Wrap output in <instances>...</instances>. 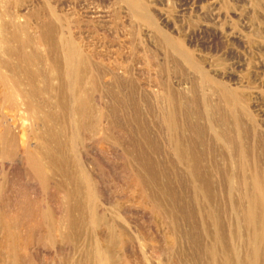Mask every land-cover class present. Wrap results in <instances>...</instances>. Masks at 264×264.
Instances as JSON below:
<instances>
[{
	"label": "rangeland",
	"instance_id": "374dc122",
	"mask_svg": "<svg viewBox=\"0 0 264 264\" xmlns=\"http://www.w3.org/2000/svg\"><path fill=\"white\" fill-rule=\"evenodd\" d=\"M133 1L146 16L132 10ZM16 25L24 26L20 36L36 40L27 50L44 58L35 69L47 71L56 58L64 61L58 48L67 42L80 47L101 82L99 91L86 86L97 110L102 98L109 107L126 100L120 114L140 113L143 126L140 132L134 126L133 136L142 140L137 149H126L128 133L121 128L106 138V121L96 134L83 136L81 150L68 147L69 156L94 170L87 186L103 219L94 228L84 218L76 245L37 236L23 249V262L103 264L90 256L96 246L111 256L109 264L249 262L255 244L253 227L243 216L250 201L241 182L246 178L250 189L252 175L259 174L264 187V0H0V36L10 38ZM39 36H53L54 43ZM4 49L0 42L2 59L8 60ZM3 74L8 73L0 69V78ZM53 82L42 99L56 96L58 80ZM3 89L22 101L11 86L0 88V128L5 120L21 128L25 119V146L38 145L33 133L40 126L19 105L5 101ZM175 136L187 144L183 162H176ZM28 169L15 147L0 155V185L8 188L0 193V204L32 218L31 230L45 228L37 201L54 200L63 210L64 199L54 187H42ZM230 184L238 185L232 197ZM255 212L262 229L263 205ZM259 247L256 264H264V240Z\"/></svg>",
	"mask_w": 264,
	"mask_h": 264
},
{
	"label": "bare ground",
	"instance_id": "6f19581e",
	"mask_svg": "<svg viewBox=\"0 0 264 264\" xmlns=\"http://www.w3.org/2000/svg\"><path fill=\"white\" fill-rule=\"evenodd\" d=\"M42 2L46 3L47 0H42ZM131 8L136 14L147 15L144 7L137 1L131 2ZM14 27L15 30L10 38L0 36V42L5 48L4 53L8 56V60H3V54L0 53V69H4L8 73L1 76L0 88L11 86L15 94L22 98V101L16 102L15 95L5 89H3V99L10 104L19 105L23 112L25 111L32 116L34 125L40 127L33 133V138L38 140V145L31 144L30 147H26L24 136L27 135L28 125H26L25 119H22L21 128L10 121H3L1 123L2 128H0V155H9L12 148L15 147L20 156H25L28 170L38 179L42 187L45 189L54 187L62 193L64 209L62 210L61 206L54 200L51 203L37 201L36 214L45 228L34 227L31 230V226H28L32 218L11 209L5 203L0 204V264H42L37 258L28 263H24L22 260L23 249L31 244L37 236L44 234L50 241L69 242L76 245L79 230L84 224V218L88 219L94 228H98L103 219L99 208L92 203V191L87 186V181L91 175H94V170L88 165L85 167L83 162L81 163L76 158L69 156L67 154L68 147H76L81 150L83 136L87 132L96 134L100 131L98 130L99 125L106 121L107 126L104 129L106 138L113 136L112 130L121 128L128 133V138L124 142L126 149L129 147L132 149L134 146L137 149L141 147L142 140L139 137L137 141L133 132L135 133V130L140 132L143 126L141 125L140 113L137 117L130 116L127 111L120 114V108L126 109L128 106L126 100H122L124 102L116 100L115 104L109 107L102 98L99 102L103 107L97 110L92 92L100 90L101 82L95 74L91 73L92 61L80 47L78 48L72 43H65L58 48V51L64 56V61L56 58L47 71L38 70L35 69V65L43 61L44 58L36 51L27 50L36 43V40L28 36H20L24 26L16 25ZM163 37L170 47H176L169 36ZM52 39L53 36H39L41 42L45 40L50 42ZM54 47H52L53 50L56 48ZM51 56L50 53L49 57ZM54 80H58L56 96L53 100L51 98L42 99L45 93L53 89ZM39 81L45 82L46 88H39L36 84ZM23 85H27L28 88H23ZM87 85H90L92 92L86 89ZM172 114L169 113V115ZM176 115L178 116V114ZM172 118L174 119V117ZM175 123L171 125L176 131L178 126ZM134 126L136 127L135 130ZM182 137H184L183 134ZM183 139L175 136L172 140L177 157L176 162H183L185 158L184 151L187 144ZM189 139L192 140L190 137ZM217 139H219L218 135ZM113 142L119 144L117 139ZM189 142L192 143L187 141L188 144ZM239 152L242 154V149ZM138 155L142 157L144 151L138 149ZM129 156L131 157V153H128V159ZM80 158L83 159L81 155ZM146 161L147 159H141L143 169L149 167ZM136 179L139 185L145 186V179L140 170H137ZM250 181L252 185L250 189L246 178L242 179L241 182L246 187L243 195L250 201L249 206L243 209V216L247 218L248 224L253 227L252 244H255V247L248 257L249 262L246 263L244 259L240 258L239 264H256L258 256H261V246L259 247V245L264 240V226L260 229V225H257L255 212L256 206L263 205L264 207L262 176L253 174ZM237 188L238 185H229L227 193L230 197ZM4 190L8 191L7 186L0 185V193ZM74 211L79 213L78 216L75 215ZM262 216L264 218V212H262ZM114 240V236L108 239L109 242ZM235 255L240 257L238 253ZM90 256L93 260H102L103 264H109L112 261L111 256L100 246L93 248Z\"/></svg>",
	"mask_w": 264,
	"mask_h": 264
}]
</instances>
